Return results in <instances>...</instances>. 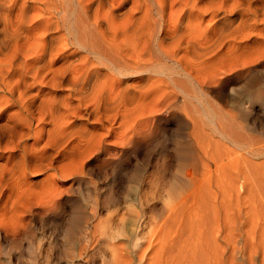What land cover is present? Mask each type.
I'll list each match as a JSON object with an SVG mask.
<instances>
[{
    "label": "bare ground",
    "instance_id": "obj_1",
    "mask_svg": "<svg viewBox=\"0 0 264 264\" xmlns=\"http://www.w3.org/2000/svg\"><path fill=\"white\" fill-rule=\"evenodd\" d=\"M45 219L47 261L264 264V0H0V248Z\"/></svg>",
    "mask_w": 264,
    "mask_h": 264
},
{
    "label": "rangeland",
    "instance_id": "obj_2",
    "mask_svg": "<svg viewBox=\"0 0 264 264\" xmlns=\"http://www.w3.org/2000/svg\"><path fill=\"white\" fill-rule=\"evenodd\" d=\"M31 143L32 141L30 142V144ZM154 159H152L151 161L152 163L148 165L149 169L151 168V170L152 167L155 165ZM93 165H95V163H88L85 166L86 173L89 172L88 169ZM47 173L48 174L44 172L37 177H32V178L29 177V181H32V186L33 185L34 186L32 187L33 189H31V191L27 194V196L22 200L23 205L25 204L31 205L39 202L44 203L48 200L49 196L53 195L54 190L63 188V183H62L63 180L61 178H57L56 180H54L52 177H50L53 171ZM102 175H100L99 179L97 180L95 177L90 178L88 174L80 177L86 180L89 179H91L92 181L95 180V182H99V183L101 181L103 182L110 181L111 176L109 174L106 175L102 174ZM71 184L72 183H68L66 186L69 187ZM88 187L89 186L85 183L83 184L82 187L77 189L76 193H71L69 195L70 196L69 200L71 199V201L68 202L67 205H65L67 211L66 217L70 218L72 215H76L77 212H85L86 214H91L94 211L97 203L96 201L98 200L99 197L97 196L98 194L94 190L93 186L91 188L93 189V192H90L88 190ZM125 190L123 191L125 197H123L124 195H122L120 197L121 200L119 198L118 199L119 201L117 200L115 202H111L110 203L111 205L108 204L109 205L108 209L103 212L104 219L110 217L111 215L112 225L116 232H124L127 229L129 218L133 215V214L131 215V212L128 211L131 202L130 201L131 199H129L130 196L128 191V185L126 186ZM47 220H49V218H47ZM46 222L48 221H46L45 219V220H38L37 223L36 222L30 223L28 226H26L27 228L21 231V233L18 235L17 238L2 245L0 249L3 251L4 254H6L5 256L7 257V260H9L10 264H109L108 253L105 245H103V249L93 259H89V260L84 259V257L71 256L67 254L55 255L53 261L52 260L47 261L45 259H42V257L38 256L37 253L35 252L36 247L38 245H41L44 246L43 248H45L46 250L48 248L47 244H49V242L52 240L51 238H54V236H57L59 234L60 237H62L61 233L64 231L62 230V228L56 230L54 227L51 226V224ZM60 237L59 239L61 240L62 238ZM106 242L108 241L106 240ZM1 250H0V263L4 261V257H5L3 253H1L2 252ZM29 256H31L32 259ZM56 256L58 257L56 258Z\"/></svg>",
    "mask_w": 264,
    "mask_h": 264
}]
</instances>
